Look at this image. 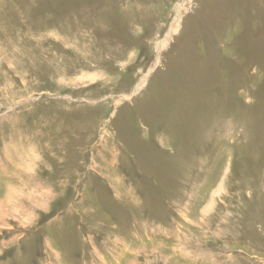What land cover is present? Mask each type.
<instances>
[{
    "label": "rangeland",
    "instance_id": "1",
    "mask_svg": "<svg viewBox=\"0 0 264 264\" xmlns=\"http://www.w3.org/2000/svg\"><path fill=\"white\" fill-rule=\"evenodd\" d=\"M0 264H264V0H0Z\"/></svg>",
    "mask_w": 264,
    "mask_h": 264
}]
</instances>
